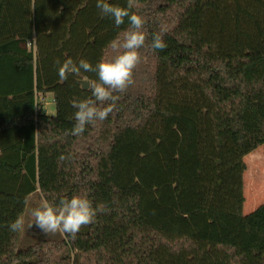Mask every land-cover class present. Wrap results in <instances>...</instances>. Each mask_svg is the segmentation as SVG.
<instances>
[{"label":"trees","instance_id":"obj_1","mask_svg":"<svg viewBox=\"0 0 264 264\" xmlns=\"http://www.w3.org/2000/svg\"><path fill=\"white\" fill-rule=\"evenodd\" d=\"M96 3L0 0V264H264L242 243L245 159L264 145V0H137L134 83L73 136L98 74L61 81L57 61L95 69L129 28ZM85 193L97 215L75 239L28 228L42 198Z\"/></svg>","mask_w":264,"mask_h":264},{"label":"clouds","instance_id":"obj_2","mask_svg":"<svg viewBox=\"0 0 264 264\" xmlns=\"http://www.w3.org/2000/svg\"><path fill=\"white\" fill-rule=\"evenodd\" d=\"M136 6L137 0H127L125 7L110 4L106 0H97L96 7L101 16L111 17L117 27L124 23L125 18L129 21V28L124 32L123 38L117 37L110 41V47L116 53L113 57L101 59L95 69L84 59H81L78 65L71 57L63 62L57 61L60 65L58 76L61 81L66 80L69 74L79 75L81 69L85 72L96 71L98 74V82L89 84L91 97L73 102V107L77 109L75 124L71 130L73 136L82 135L86 125L107 119L119 99L114 93H123L134 83L133 69L140 62L139 50L146 40L145 20L131 11ZM165 31L166 29H162L160 33L153 35V50L163 51L167 48L163 40ZM64 159L66 157L61 156V160ZM96 215L97 209L93 207L87 193L61 199L58 204L42 198L39 206L31 211L32 220L28 228L34 223L46 234L60 232L75 239L81 227L94 222ZM24 226L23 215L8 225L12 232L23 231Z\"/></svg>","mask_w":264,"mask_h":264},{"label":"rangeland","instance_id":"obj_3","mask_svg":"<svg viewBox=\"0 0 264 264\" xmlns=\"http://www.w3.org/2000/svg\"><path fill=\"white\" fill-rule=\"evenodd\" d=\"M43 107L47 114H55L51 97L45 98ZM257 150L258 154H250L245 160L243 217L247 225L242 239L245 248L264 247V145Z\"/></svg>","mask_w":264,"mask_h":264},{"label":"water","instance_id":"obj_4","mask_svg":"<svg viewBox=\"0 0 264 264\" xmlns=\"http://www.w3.org/2000/svg\"><path fill=\"white\" fill-rule=\"evenodd\" d=\"M81 86H82V90L86 91L89 88L88 81H82ZM44 113H46V112H44Z\"/></svg>","mask_w":264,"mask_h":264},{"label":"built area","instance_id":"obj_5","mask_svg":"<svg viewBox=\"0 0 264 264\" xmlns=\"http://www.w3.org/2000/svg\"><path fill=\"white\" fill-rule=\"evenodd\" d=\"M37 102H39L40 104H43L45 102V99H43V98H37Z\"/></svg>","mask_w":264,"mask_h":264},{"label":"bare ground","instance_id":"obj_6","mask_svg":"<svg viewBox=\"0 0 264 264\" xmlns=\"http://www.w3.org/2000/svg\"><path fill=\"white\" fill-rule=\"evenodd\" d=\"M258 149H259V148H258ZM256 154H258V150L254 151V152L252 153V155H256ZM245 160H247V159H245Z\"/></svg>","mask_w":264,"mask_h":264}]
</instances>
